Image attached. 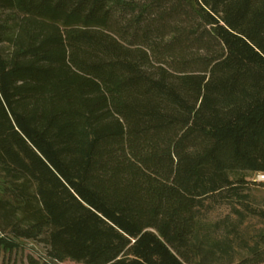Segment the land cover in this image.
I'll list each match as a JSON object with an SVG mask.
<instances>
[{"label": "trees", "instance_id": "obj_1", "mask_svg": "<svg viewBox=\"0 0 264 264\" xmlns=\"http://www.w3.org/2000/svg\"><path fill=\"white\" fill-rule=\"evenodd\" d=\"M264 0H0V264H208V201L262 222Z\"/></svg>", "mask_w": 264, "mask_h": 264}, {"label": "rangeland", "instance_id": "obj_2", "mask_svg": "<svg viewBox=\"0 0 264 264\" xmlns=\"http://www.w3.org/2000/svg\"><path fill=\"white\" fill-rule=\"evenodd\" d=\"M251 181L264 182V175L247 173ZM3 190V179L0 177V191ZM254 205L264 201V191L251 189ZM203 210L202 220L205 228L201 231L199 240L207 252L214 253L207 261L208 264H238L249 257L253 248L260 240L262 222L255 218L240 221L234 214L232 205L208 201ZM19 249L5 253L3 264H80L70 260L63 263L47 261V249L43 243L21 240Z\"/></svg>", "mask_w": 264, "mask_h": 264}]
</instances>
